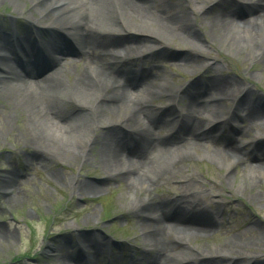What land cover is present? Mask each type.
<instances>
[{
    "label": "bare ground",
    "instance_id": "obj_1",
    "mask_svg": "<svg viewBox=\"0 0 264 264\" xmlns=\"http://www.w3.org/2000/svg\"><path fill=\"white\" fill-rule=\"evenodd\" d=\"M1 1L25 5L19 0ZM182 1L185 3L184 8ZM232 1L234 0H30L32 6L28 13L33 14L32 22L81 39L90 51L87 65L77 72L71 82H66L63 78L64 68L60 66L65 57L60 55L74 50L62 48L56 37L48 41L46 48L33 50L34 61H38L41 67H57L55 71H51L52 74L47 76L49 72L42 77L39 76L40 72L32 73L28 69L30 67H21L27 69L25 74L18 72L6 45L0 42V77H7L1 85L8 86L12 83V88L21 94V102L25 99L27 106L35 109H32V114L36 123L40 124L37 126L43 130H53L56 135V138H49L40 134L37 129L27 130L30 151L35 155L44 154L53 158L66 154L74 158L90 144V131L100 126V131L109 130L96 137V144L99 145L96 152L107 169L106 178L112 181L117 176H123V179L130 182L129 185L139 187L142 184L144 193H148L159 179L171 178V175L179 173L176 161L185 159V144L195 145L197 142L213 139L226 126L230 116L214 117L220 112V101L243 93L247 106L242 110L247 111L246 119L231 111L232 115L235 114V121L242 126L247 125L246 133L243 132L246 135L256 128L264 130V116H261L264 108L252 96L250 86L247 87L238 77L243 84L240 83L231 76V72L224 73L220 61L213 64L206 62L210 53L204 47V19H208L212 30L221 35L222 43L236 49L237 53L242 54L243 60L256 59L264 64V0H237L234 5ZM241 11H247L249 16L243 17ZM47 12L54 19L52 23L42 20V14ZM198 17L201 18L200 21H196ZM135 33L143 34L146 38L137 40L138 43L132 42L133 46L126 43L125 36H114H133ZM112 36L117 41L112 40ZM148 39L158 42V45H184L187 54L182 60L195 70L196 67L206 70L202 93H195V99H189L173 113L163 112L158 116L159 112H155L152 102L146 100L150 91L158 89L151 74L146 73L147 70L140 75H131L122 67H117V63L123 61L125 56L132 57L134 51L150 46ZM27 40L28 35L24 36L23 41ZM131 41L135 40L130 39ZM17 43L19 47H25L22 42ZM58 60L62 61L55 66ZM140 81L143 83L144 95L134 88V91L130 90ZM181 88L178 86L179 91ZM201 96L206 100L200 102ZM209 101L216 103L210 104ZM66 102L72 106L71 109L64 108ZM149 122H157L161 127L160 134L151 129ZM165 124L167 125L163 127ZM169 126L171 127L165 130ZM231 130L235 134L237 128L232 127ZM245 140L247 141H243V144L249 147L251 145L252 153L257 155V161L253 164L243 163L241 154L245 147H242V143L234 144L232 141L223 147H215L209 157L215 163L223 165L224 169L228 167L226 180L234 177L238 165H244L249 170L244 177L250 183L264 182V137L261 139V147L258 144L260 140ZM117 167L120 169H116ZM5 179V190L14 189L19 182L14 178ZM191 182V179L183 182L185 194L178 197L163 195L159 199L156 195L148 194L146 200L131 204L133 217L142 232L145 244L142 246H145V252L149 255L141 264L196 263L198 254H191L186 248L179 252L169 248L172 245L177 247L170 239L169 232L172 228H175L173 235L187 236L207 234L214 226L211 209L198 199L197 194L186 192L192 190ZM227 184L229 185L228 182ZM101 188V184L78 183L80 194L97 192ZM256 197L257 194H253L251 199ZM185 238L182 237L183 241ZM79 239L84 240L86 237L80 236ZM245 242L233 238L224 243L223 248L237 252ZM179 246L184 247V243ZM65 252L64 249L57 256L60 264H92L77 255L68 256L73 259L70 261L65 257L63 259Z\"/></svg>",
    "mask_w": 264,
    "mask_h": 264
},
{
    "label": "rangeland",
    "instance_id": "obj_2",
    "mask_svg": "<svg viewBox=\"0 0 264 264\" xmlns=\"http://www.w3.org/2000/svg\"><path fill=\"white\" fill-rule=\"evenodd\" d=\"M19 1L25 5L0 0V41L3 38L10 39L16 46L19 37L29 35V45L46 47L47 33L35 29V24L31 21L33 14L28 13L32 6L30 0ZM236 3L232 1V5ZM182 4L184 8V1ZM42 15L44 22L54 21L50 13ZM241 15L249 16L247 11H241ZM200 20L199 17L196 19ZM203 22L204 47L210 53L206 62L213 64L220 61L224 73L231 72V76L240 83L241 78L247 87L250 86L258 105L264 108V64L256 59L243 60L242 54L237 53L236 49L222 43L221 35L212 30L208 19ZM132 35L117 37L125 36L126 42L146 38L139 33ZM62 39L63 46L71 45L74 51L61 55L76 56L66 58L74 59L72 61L65 59L62 62V66L69 72L63 78L66 82H71L77 72L82 71L88 63L86 46L81 39L70 36ZM113 40L117 41L115 37ZM147 42L157 45L151 39ZM127 44L133 46L131 42ZM184 47H163L154 49L151 53L150 48H141L142 50L134 51L133 57L124 64L128 69L125 70L126 73L140 75L147 70L146 73H150L155 80L158 89L150 91L146 100L152 102L155 112H159L158 116L163 112L169 114L179 110L186 101L195 99V93L201 94L204 89L202 86L206 70L203 67H196L195 70L182 60L187 54V48ZM11 48L14 49L13 46ZM11 56L23 65L32 58L31 55H20L19 58L16 52ZM22 59L26 61L22 62ZM16 68L19 69L18 66ZM48 69L50 68L42 72L48 73ZM2 81L0 79V264H60L57 256L64 249L66 252L62 257L69 261L73 260L69 257L79 256L81 249L84 258L92 264H141L149 255L145 252V246H142L145 245L142 232L133 217L131 204L146 200L148 194L156 195L159 199L163 195L178 197L185 194L182 184L190 179L192 190L186 192L197 194L198 199L211 209L214 226L207 234H189L188 237L183 234L181 236L186 237L184 241L181 236L173 235L175 228H172L169 232L170 239L177 247L172 245L170 250L179 252L186 248L187 252L198 254L195 264H264V182L250 183L244 177L249 171L248 166L244 165H238L234 177L226 180L228 167L224 169L223 165L215 163L209 157L215 147H223L231 141L238 144L245 139H253V142L260 140L259 147L263 146L261 139L264 137V130L256 128L248 135L243 134L247 131V125L237 123L233 117L235 114L231 113L237 112L242 119H246L247 111L242 110L247 106L243 93L220 101V112L214 117L230 116L226 126L213 139L209 138L195 145L185 144V159L176 161L179 173L171 175V178L159 179L152 190L144 193L142 184L139 187L129 185L130 182L123 179V176H117L112 181L106 178L107 169L96 152L99 146L96 144V137L109 130L100 131V126L90 131V144L74 158L69 154L56 158L33 154L28 147L27 130H38L49 138H56L55 132L40 129L37 126L40 124L36 123L32 114L34 108H29L25 99L21 102V94L12 88V83L2 86ZM140 82L135 83L130 90L134 91V88L142 94L143 84ZM178 86L182 87L181 91ZM205 100L202 96L199 97L200 102ZM65 108L70 109V106L65 105ZM149 124L151 129L160 134L161 127L157 122ZM232 127L237 128L235 134ZM243 147V163H255L257 155L252 153V146ZM189 175L192 176L187 179ZM6 177L19 180L14 189L3 188ZM260 178L262 180L261 175ZM80 182L85 185L101 184L102 188L97 192L80 194ZM253 194H257L255 199H251ZM80 236H85L86 239L80 240ZM233 238L246 241L237 252L223 248L224 243ZM183 243L184 247L179 246Z\"/></svg>",
    "mask_w": 264,
    "mask_h": 264
}]
</instances>
